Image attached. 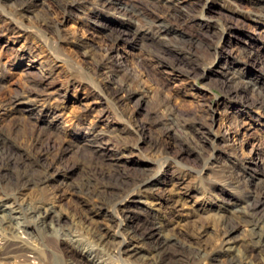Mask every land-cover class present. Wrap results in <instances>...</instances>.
I'll use <instances>...</instances> for the list:
<instances>
[{
    "label": "rangeland",
    "instance_id": "374dc122",
    "mask_svg": "<svg viewBox=\"0 0 264 264\" xmlns=\"http://www.w3.org/2000/svg\"><path fill=\"white\" fill-rule=\"evenodd\" d=\"M113 1L0 0L1 202L39 199L60 214L36 229L13 219L36 249L30 262L91 264L96 248L95 264H118L120 247L127 264H144L124 228L152 214L177 264H264V251L245 252L250 224L235 210L264 186V0ZM23 167L60 172L12 193L4 177ZM107 172L125 188L83 185Z\"/></svg>",
    "mask_w": 264,
    "mask_h": 264
},
{
    "label": "bare ground",
    "instance_id": "6f19581e",
    "mask_svg": "<svg viewBox=\"0 0 264 264\" xmlns=\"http://www.w3.org/2000/svg\"><path fill=\"white\" fill-rule=\"evenodd\" d=\"M109 1L114 6V1L113 0H109ZM119 7L122 8V11L124 10L125 12L127 11L130 13V5H122ZM151 21H157V23L155 22L156 24L162 27H166V24H164L162 20L160 21L157 20L155 16L154 18H151ZM32 64H34L33 59L30 60L29 62V65ZM124 85H125L124 83H120L118 85L119 86L118 88L130 92V88H125ZM15 96L16 97L13 101L16 105H20V108L28 110L30 112H36V111L39 112V108H37V104L32 103L30 101L31 98H26V96L21 97L20 95H15ZM79 133H81L80 130L76 131V134ZM81 137L85 139L87 142L93 143V141H96L100 136L99 133H95L92 131H85L83 132V134H81ZM2 142H4V136L0 135V143ZM9 158L10 157H7L5 160L1 159L2 161H0V175H3L5 173ZM22 169L23 170L17 169L16 171L13 172L10 171L8 172L7 176L4 177V184L6 185L7 189L10 190V192L12 193L26 186L30 182L35 184L38 182H45L48 179H53L54 174L60 172L58 168H56L51 172H49V170L46 168L44 169V171H40L38 173V177H33V176H28L26 174V170L24 169V167ZM154 177L155 176L152 175L143 178V180L148 179L146 181H152ZM59 181L62 180L59 179ZM83 185L86 187L87 190H90L91 187H94L96 190H101L106 187L125 188L123 184V179H119V180L114 179L108 172L100 173L95 176L94 175L86 176ZM3 198L6 197L4 196L0 197V239H1L0 264L8 263L9 259L12 258H14V260H16L18 264H32L30 262V257H36V249L27 241V239L23 238L21 235L16 233L15 231L16 226L14 225L13 219L14 218L17 219L15 223L18 225H25L31 227L33 226V229H36L38 227L37 226L38 223H40V225L42 226L46 225L47 219L58 221L60 218V214L54 212V210H52L50 206L44 205L42 203V200L39 199L30 202L26 206H22L20 203L17 202H15L14 204L12 202L8 204L6 202H1ZM244 199H246L245 200L246 202L245 205H243V208L238 207L235 208V210L237 212L238 217H240L243 221L250 224L252 237L250 239L251 241L245 244V252H248L249 256H254L256 255L257 251L258 252L264 251V186L260 188L258 187V189L254 191L253 190L248 191ZM97 204L96 205L98 207L103 206L101 199H99V202ZM236 226H237L236 223L224 222L223 224L224 232H231L236 228ZM124 229L131 238L139 242V243H133L131 246L127 248L130 249V254L137 253L138 247H144L146 249V254L144 255L138 254L142 256V258H144L143 259L144 264H177L178 261L176 262V259L172 256L171 252L169 251V249H171L169 248V245L175 242V239L172 236L167 237L160 235V233L158 232V225L156 224V221L154 220V216H152V214L138 216V218H136L134 221L132 220V222H130V224H128V226H126ZM30 232H31L30 230H27V233ZM90 232L91 234H93V236L99 238L100 241L102 240L103 233L101 232V230L99 231L98 228H94V229L91 228ZM118 233L121 234L122 239L125 242L126 237L123 230L119 229ZM230 238L231 237L227 238L225 241H230ZM227 247L231 249L234 248V245L230 243L228 246L224 247L223 249H227ZM116 253H117L116 261L118 262V264H127L124 261L123 257L121 256L120 247L116 250ZM199 254H200L199 252L194 251L191 254V257L197 258ZM20 256H21V261H18L17 258H19ZM90 256L92 262L91 264L96 263L95 259L97 257H103L102 255H99L96 248L94 251L91 250L88 253V257ZM94 257L96 258L93 259ZM241 261L231 260V262H229L228 264H252L247 260L246 262H241ZM68 264H86V262H83V260H81L80 258H73L68 262ZM209 264H219V263L212 261Z\"/></svg>",
    "mask_w": 264,
    "mask_h": 264
}]
</instances>
